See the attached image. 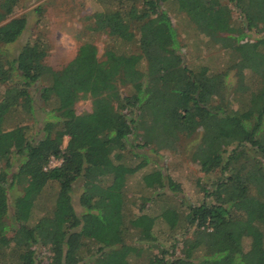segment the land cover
I'll return each instance as SVG.
<instances>
[{
	"label": "trees",
	"instance_id": "1",
	"mask_svg": "<svg viewBox=\"0 0 264 264\" xmlns=\"http://www.w3.org/2000/svg\"><path fill=\"white\" fill-rule=\"evenodd\" d=\"M169 1L227 56L223 65H186L184 45L159 9ZM227 2L238 13L237 27L217 0H117L92 15L91 29L110 43L99 61L87 42L57 70L42 63L46 49L37 40L9 60L0 57V261L129 264L125 232L135 228L145 240L154 218L140 206L126 214L122 189L130 167L113 158L133 147L174 151L181 139L196 135L191 159L204 175L218 176L201 188L206 201L188 207L178 254L159 250L147 264H264V0ZM12 5L0 0L1 45L13 43L26 26L22 15L6 20ZM251 34L261 35L251 40ZM118 44L125 49L117 50ZM41 81L39 99L53 105L34 137L9 114L22 110L33 119L29 89ZM121 88L127 90L122 95ZM83 95L91 109L77 114L73 104ZM232 97L242 105L233 107ZM51 157L59 164L45 168ZM171 179L157 170L140 178L144 187L178 191ZM76 180L79 212L70 195ZM49 182L56 185L52 206L33 218L32 205ZM14 184L24 197L10 202ZM33 246L47 249V263L35 257Z\"/></svg>",
	"mask_w": 264,
	"mask_h": 264
},
{
	"label": "rangeland",
	"instance_id": "2",
	"mask_svg": "<svg viewBox=\"0 0 264 264\" xmlns=\"http://www.w3.org/2000/svg\"><path fill=\"white\" fill-rule=\"evenodd\" d=\"M117 0H13L11 14L6 18L24 16L26 20L25 29L20 36L11 44H0V57L9 60L18 53L20 47L25 43H32L34 40L43 44L46 54L42 58V63L57 70L68 62L82 42L92 44L96 49L95 58L101 60V55L106 46L110 45L106 35L95 32L92 27V15L100 12L105 6L112 8ZM219 4L224 5L230 11L231 24L234 27L239 26V16L235 9L227 2V0H217ZM136 7L138 4H135ZM160 10H166L169 20L176 30L177 39L184 55L186 65L205 66L216 69L219 65H223L227 56L220 55L216 47L211 45L205 37L198 35L187 18L177 14L174 10L172 2H166L159 5ZM256 35L251 34V40ZM117 50H124L125 46L115 45ZM130 49L135 51L134 46ZM228 83L232 86L235 83L233 73L228 74ZM12 81H15L13 78ZM46 85L45 81L39 82L29 89V94L33 97L34 114L33 119L26 117L21 111H12L9 119L13 122H19L28 126L27 134L38 137L40 132L38 128L47 119L45 111L53 105L50 101L47 105L43 104L38 95L37 89ZM127 90L120 89V95ZM1 94V91H0ZM232 106L242 105L240 98L232 97ZM91 109L90 98L87 96L79 97L73 104V110L79 114L88 112ZM10 120V121H11ZM193 138L181 139L177 150H160L157 153L148 149L138 150V148L124 149L120 154L113 158L114 162L121 163L130 167V172L125 179L123 186V195H125L126 214L137 213L138 207L143 215L147 214L153 217L151 222V235L146 236L145 240L138 239L136 235L138 230L135 228L128 229L125 232L123 242L126 245L127 259L129 264H147L153 255H157L159 250H164V256L178 254L179 240L182 233L187 229L185 213L191 205H197L202 201H206L205 196L201 193V188L206 189L209 184L216 180L218 173L211 172L204 175L199 170L198 165L191 159L190 150L195 143L196 135ZM192 139V140H191ZM68 141V137L64 136L61 146L64 147ZM135 144V143H134ZM128 148V147H127ZM137 156H134L135 153ZM143 152V153H142ZM143 154V155H141ZM12 161V159H10ZM59 160V159H56ZM3 163L0 161V167ZM16 168L15 163L11 170ZM154 170L159 171L162 176L167 174L172 181L178 185V191H169L166 188H155L154 186H143L140 178L146 173ZM154 189V190H153ZM56 185L49 182L43 187L38 195L37 201L32 205L31 213L33 218L45 210L48 211L53 203ZM80 192V181L76 180L72 184L70 191L71 205L75 212L80 211L78 205V194ZM9 201L21 195L20 187L14 184L8 191ZM149 198V199H148ZM148 199V200H147ZM164 209L170 210V215L163 213ZM163 213V214H162ZM190 230V229H189ZM188 230V231H189ZM264 236V228H263ZM248 240L245 238L242 247H246ZM264 244V243H263ZM35 257L43 263L49 261L48 252L45 247L33 246ZM87 258V257H86ZM8 264L12 263V259H5ZM0 264H4L0 261Z\"/></svg>",
	"mask_w": 264,
	"mask_h": 264
},
{
	"label": "built area",
	"instance_id": "3",
	"mask_svg": "<svg viewBox=\"0 0 264 264\" xmlns=\"http://www.w3.org/2000/svg\"><path fill=\"white\" fill-rule=\"evenodd\" d=\"M58 164H59V160H56V159H54V158L51 157V158L48 160V163H47V165H46L45 168H50V167L56 166V165H58Z\"/></svg>",
	"mask_w": 264,
	"mask_h": 264
}]
</instances>
